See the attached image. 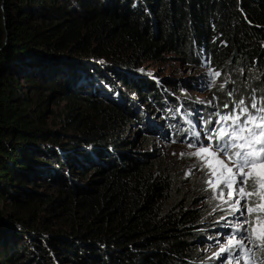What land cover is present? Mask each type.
<instances>
[{
  "label": "trees",
  "instance_id": "16d2710c",
  "mask_svg": "<svg viewBox=\"0 0 264 264\" xmlns=\"http://www.w3.org/2000/svg\"><path fill=\"white\" fill-rule=\"evenodd\" d=\"M0 3V202L11 210L0 209V264H198L197 239L211 219L193 208L202 185L171 162L129 155L124 133L142 118L125 99L107 101L100 86L118 82L162 101L152 81L127 75L177 54L221 72L214 113L253 95L259 106L264 0ZM51 101L66 102V142L44 126ZM167 119L174 137L187 135ZM76 169L89 181H77ZM37 180L53 193L36 192Z\"/></svg>",
  "mask_w": 264,
  "mask_h": 264
},
{
  "label": "rangeland",
  "instance_id": "374dc122",
  "mask_svg": "<svg viewBox=\"0 0 264 264\" xmlns=\"http://www.w3.org/2000/svg\"><path fill=\"white\" fill-rule=\"evenodd\" d=\"M73 62L77 65L80 64L86 67L88 63L97 64V66L106 69V64L103 63ZM209 70L210 68L205 62L189 65L183 61L181 55L174 54L166 56L164 60L159 62H148L143 66L140 73L139 71H134L133 74H126L127 77L131 76V78L133 77L134 79L142 78L143 80L149 79L150 82L152 81L151 83H153V86H157L159 94H162L164 97H162L163 100L159 102H151L149 98L145 100L146 97L140 96L137 92L131 93L127 91L125 86L119 85L118 82L112 85H101L100 88L102 92H105L106 95H102L107 101L124 104L122 99H125L126 104H132V108H136L135 111L138 112L142 118L140 122L139 118L135 117L133 124L129 125V130L124 133L123 138H127L129 142L134 143L133 146L128 145L126 148V152L129 155L135 154L136 156H141L143 154H150V158H147L152 161L171 162L177 171L183 173V179L185 181L197 179L196 182L202 185L203 189L200 190L202 194L196 195L197 197L193 203V208L206 212V217H210L211 219L208 220L210 223H208L209 226L203 228V238L197 239L201 254V256L198 257L197 263L226 264L227 254L219 252V245L226 243L229 234L235 231V228L230 226H234L243 220L239 212H233L229 208V204L234 202L235 197H233V200L229 201L228 204L223 203L219 199H213L214 196L219 195L220 189L223 188V183L218 184L214 192L213 189L205 183V173L208 169L204 168L203 170H199L198 158L189 157L187 155L182 157L180 155V153L196 151L195 147H188L189 143L195 142L197 145H207V134L216 126V117L214 115L215 104L212 99V86L209 84L208 77ZM108 75L109 73L107 72V76ZM113 78L114 77H111V80ZM21 85H23L24 90L28 88L23 81ZM39 92L45 94L44 90H39ZM31 94L32 92H28L29 96H31ZM176 100L178 104H175ZM65 104L66 102H62L59 106L51 101L49 103V108L44 114V126L51 132L57 133L61 141H65V138L61 134L72 132V129L65 127L62 121L61 112ZM176 107H179L181 111L176 110ZM182 109L185 110V115L182 113ZM206 111H208L210 115L207 116ZM167 115L172 120L173 125L177 127L182 125L181 128L183 126L186 127L184 130L188 132L187 135H185V132L182 134L179 132L177 137H174V130L168 128L170 124ZM150 122H153V124L148 127L146 123ZM208 122H211L210 125ZM152 126L154 127L152 128ZM166 129H169L170 132L166 131ZM193 133H199V137L193 135ZM68 134L71 135L72 133ZM212 143L215 144V141ZM222 155L223 154H221V157ZM213 163L214 166L219 168V165L215 164V161H213ZM193 165H197V167L194 168ZM92 170L93 169H90L89 171ZM78 171V169L71 171V175H73L77 181H81L84 184L89 181V176L82 177L80 174L76 173ZM189 172L191 173L190 175H188ZM253 172L254 174L264 173V167L257 165V167L253 169ZM35 185V187L33 185L32 187L36 189V192L43 194L53 193V191H49L51 187L48 188L46 184H43V181L37 180ZM251 186L252 179H249L246 188L251 190ZM224 195L225 199H227V191H225ZM243 203L244 201L241 200V206H243ZM248 203L249 207H255L256 204H259L260 207L253 212L263 214V200H261L259 196H252L249 198ZM217 205H219V207H217ZM0 209L11 211L7 202H0ZM248 218L250 220L255 219L252 212L248 213ZM256 226L258 234L264 232V225L257 223ZM233 251H236V249H233ZM262 262H264V251H257V249L253 247L252 251L241 261V264H262ZM231 264H236L234 258Z\"/></svg>",
  "mask_w": 264,
  "mask_h": 264
},
{
  "label": "snow or ice",
  "instance_id": "6c2138e0",
  "mask_svg": "<svg viewBox=\"0 0 264 264\" xmlns=\"http://www.w3.org/2000/svg\"><path fill=\"white\" fill-rule=\"evenodd\" d=\"M220 76V71L210 69L208 72L210 86H214L216 78ZM227 82V80L223 81L220 87L223 88ZM227 95L231 97L233 92L229 90ZM230 103L232 106L230 112L214 113L217 118L216 126L207 134L208 144L189 143L188 147H195L196 151L180 153V155L198 158L199 170L208 169L205 173V183L214 192L217 185L223 183L219 195L214 196L213 199L228 204L235 197L229 208L233 212H239L243 220L230 226L234 227L235 231L229 234L226 243L219 245V252L227 254L226 264H231L233 258L236 264H241L253 247L257 251H264V232L258 234L256 226L257 223L264 224V217L257 216L254 220L248 218L249 212L256 211L260 207L259 204L249 207V198L255 195L264 200V195H261V189H264V173L253 172L257 165L264 167V97L260 98L259 106L255 95L251 97L250 104H246L243 98ZM223 107L227 109L229 104ZM193 135L199 137V133ZM213 141L215 144L212 143ZM213 161L219 165V168L214 166ZM190 174L189 172L188 175ZM249 179H252L251 190L246 188ZM225 191L228 193L227 199H225ZM241 200L244 201L243 206Z\"/></svg>",
  "mask_w": 264,
  "mask_h": 264
},
{
  "label": "water",
  "instance_id": "95a60500",
  "mask_svg": "<svg viewBox=\"0 0 264 264\" xmlns=\"http://www.w3.org/2000/svg\"><path fill=\"white\" fill-rule=\"evenodd\" d=\"M5 24H6V22H5Z\"/></svg>",
  "mask_w": 264,
  "mask_h": 264
}]
</instances>
